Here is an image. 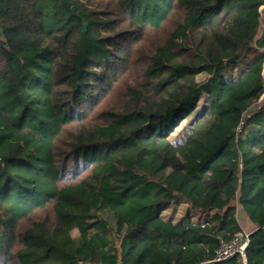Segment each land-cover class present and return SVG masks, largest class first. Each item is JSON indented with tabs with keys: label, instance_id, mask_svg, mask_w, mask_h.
<instances>
[{
	"label": "trees",
	"instance_id": "trees-1",
	"mask_svg": "<svg viewBox=\"0 0 264 264\" xmlns=\"http://www.w3.org/2000/svg\"><path fill=\"white\" fill-rule=\"evenodd\" d=\"M263 6L0 0V264H264Z\"/></svg>",
	"mask_w": 264,
	"mask_h": 264
},
{
	"label": "rangeland",
	"instance_id": "rangeland-1",
	"mask_svg": "<svg viewBox=\"0 0 264 264\" xmlns=\"http://www.w3.org/2000/svg\"><path fill=\"white\" fill-rule=\"evenodd\" d=\"M247 60H248V54L244 55L237 62V64L230 65V64L226 63L224 71H223L226 78L230 79V78H235V77L239 76L243 72V70L246 66V63H248ZM206 102H207V95L202 94V96L199 99L198 104H197V110H200V109L202 110L204 108V106L206 105ZM189 124H190V120H184L174 130V132L170 136V140H172V142L174 144H180L183 141L184 137L188 133L187 127ZM177 208L175 207V212H173L174 213V218H173L174 220L179 219L184 214V210H185L184 206H178ZM173 213L171 210L166 211V212H164L163 218L167 219L168 216H170V214H173Z\"/></svg>",
	"mask_w": 264,
	"mask_h": 264
},
{
	"label": "built area",
	"instance_id": "built-area-1",
	"mask_svg": "<svg viewBox=\"0 0 264 264\" xmlns=\"http://www.w3.org/2000/svg\"><path fill=\"white\" fill-rule=\"evenodd\" d=\"M261 7V9H263ZM241 128L239 125L238 130ZM248 240L244 234H239L233 239L229 241H221L219 243L218 248L215 250L213 257L210 260H206L205 264H213V263H220L225 262L231 259L233 256H241L244 255V250L247 246ZM77 264H86L83 262H78Z\"/></svg>",
	"mask_w": 264,
	"mask_h": 264
},
{
	"label": "crops",
	"instance_id": "crops-1",
	"mask_svg": "<svg viewBox=\"0 0 264 264\" xmlns=\"http://www.w3.org/2000/svg\"><path fill=\"white\" fill-rule=\"evenodd\" d=\"M178 203V204H177ZM184 206L185 207V209H186V206L183 204V203H180L179 202V200H176V201H174V202H172L171 203V205H170V207L166 210V211H169V210H171L172 211V213L173 212H175V206ZM178 209V208H177ZM166 211H164V212H166ZM164 212H163V215H164ZM167 217V216H166ZM168 217H171L172 219L174 218V213L173 214H170V216H168ZM204 219V215H196V216H194L193 218H192V220L193 221H202ZM178 220V219H177ZM173 221H174V219H173ZM176 221V220H175Z\"/></svg>",
	"mask_w": 264,
	"mask_h": 264
},
{
	"label": "water",
	"instance_id": "water-1",
	"mask_svg": "<svg viewBox=\"0 0 264 264\" xmlns=\"http://www.w3.org/2000/svg\"><path fill=\"white\" fill-rule=\"evenodd\" d=\"M227 63H233L234 62V59L233 58H230L226 61Z\"/></svg>",
	"mask_w": 264,
	"mask_h": 264
}]
</instances>
